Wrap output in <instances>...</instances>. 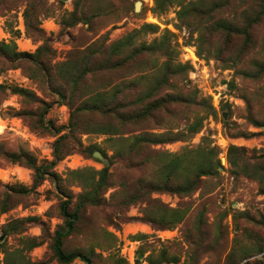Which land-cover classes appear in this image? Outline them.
<instances>
[{
  "label": "rangeland",
  "instance_id": "obj_1",
  "mask_svg": "<svg viewBox=\"0 0 264 264\" xmlns=\"http://www.w3.org/2000/svg\"><path fill=\"white\" fill-rule=\"evenodd\" d=\"M29 1L31 7L32 3L39 0H0V42L14 41L17 51L28 53L35 52L42 45L49 52L46 56L52 64L86 53L91 48H99L100 45L107 46L145 23L156 24L158 29L153 33H141L136 39L137 43H149L152 39L161 37L165 30L173 33L171 45L175 61L187 63L191 68L187 76L179 74L173 78L174 88L166 91L176 89L188 98H193L195 94L200 104L177 107L171 127H175L174 131H177L184 129L187 122L197 120H202V126L195 135L155 148L179 153L201 144L202 137L208 136L210 147L215 146L218 150L217 157L222 165L218 168L219 174L203 177L198 188L190 195H154L170 207L188 208L185 218L173 228L158 230L139 220L142 216L140 204L123 212L114 203L90 211L88 218L91 224L109 233V239L114 238L115 245L110 250L102 251V255L106 257L112 253L125 259L126 264H148L146 257L150 253L156 257L163 250L169 256V260L163 264H184L191 255L196 256L197 264H224L225 256L237 239L236 243L247 245L251 250H247L249 256L238 264H264V249L256 252L258 246L264 245H256L264 242V226L259 223L264 220V194L259 190L260 183L243 175H233L226 160L230 145L244 148L249 157H260L264 153V75L255 74L256 62H264V6H260L264 0H233L222 11V16L232 19L239 26L243 25L247 17L262 12L260 21L253 25L250 45L243 50L236 65L227 68L223 67L228 63L227 59L240 56L237 51L242 45V38L234 37L226 45L219 41L223 38L221 34H207L211 38L207 40L204 49L209 48L211 51L199 56L195 40L197 33L192 27L182 25L177 20V5H171L165 12L156 14L152 11L153 0H45L46 14L36 16L29 7ZM77 1L80 3L77 10L79 18L74 23L70 12ZM137 1L141 2L139 11L134 10ZM220 15L219 12L214 14L215 17ZM36 19V25L42 32L40 40L28 33L26 26L28 21L36 22ZM223 48V53L220 54ZM193 54L197 60L193 58ZM148 58L147 54L143 57ZM163 60L161 56L148 60L151 67H146L145 72L160 66ZM3 64L0 57V151L25 150L37 164L47 163L53 159L55 140L69 129L68 101L61 98L56 87L50 86L39 74L37 80L29 76L35 74L33 65L26 63L25 66H20L18 60L13 63L14 67L6 68ZM137 70L141 69L135 71ZM107 76L105 74L103 79ZM120 76L121 71L112 72L109 78L116 81ZM12 87L32 91L45 104L28 101L13 93ZM65 89L66 94H69L67 85ZM208 103L215 114L208 113ZM48 104L50 108L44 115V121H51L52 127H63L59 134H55L51 127L44 130L31 128L36 118L34 113L42 112ZM222 110L226 113L225 118ZM253 118L261 126H255ZM76 136L84 147L96 144L107 155L112 154L104 140L105 135L77 133ZM96 159L98 158L94 156L90 158L80 152H72L61 159L54 170L64 177L68 169L84 166L100 169L107 163V160L105 163ZM110 169L115 183L122 179L133 180L143 173L142 169L130 168L123 161L116 162ZM32 183V169L12 163L0 154V209L5 203L11 205L5 212H0V237L5 238V244L10 249L22 247L24 237H38L42 243L26 252V261L29 264H59L49 252L48 236L62 223L58 208L60 197L48 178L34 188ZM68 188L73 193L80 190L76 186ZM22 190L23 193L20 192ZM112 190L114 189L106 193L107 197ZM32 216L37 219L26 220L23 232L8 236L1 232L5 223ZM111 222H116L117 225L110 224ZM135 235L138 237L134 238ZM86 239L83 234L77 233L68 237L66 246L84 247ZM138 254L141 256L138 257ZM2 256L0 254V264H3ZM70 264H80V261ZM97 264H106V261L101 260Z\"/></svg>",
  "mask_w": 264,
  "mask_h": 264
},
{
  "label": "trees",
  "instance_id": "obj_2",
  "mask_svg": "<svg viewBox=\"0 0 264 264\" xmlns=\"http://www.w3.org/2000/svg\"><path fill=\"white\" fill-rule=\"evenodd\" d=\"M232 1L153 0L152 11L159 14L165 12L169 6L177 5L179 7L176 12L177 20L182 25L192 27L197 33L195 40L199 56L211 51L209 48L204 49L207 40L211 38L207 34H221L223 38L219 41L222 44H228L231 39L240 36L242 45L237 51L240 56L227 59L228 63L223 66L227 68L235 66L243 50L250 45L253 25L260 21L262 15V12H257L255 16L247 17L243 25L239 26L232 19L222 16V11ZM260 6H264V1ZM79 7L80 3L74 2L73 11L70 12V18L74 23L79 18L77 15ZM30 8L36 16L46 14L47 10L45 0L32 3ZM217 12L221 15L215 17L214 14ZM36 23L37 19L36 22L28 21L27 31L40 40L42 32ZM157 29L156 24L145 23L107 46L91 48L86 53L73 55L65 61L54 64L47 59L46 55L49 52L42 45L38 46L35 52L28 53L17 51L14 41L0 42V57L6 68L14 67L13 63L16 60L20 66H25L26 63L33 65L35 74L29 76L37 80L39 74L50 86L56 87V92L61 98L68 101L69 129L55 140L51 161L37 164L25 150L0 151L6 160L32 169V188L37 187L46 178L53 182L60 197L58 208L62 223L56 226L51 236H48V247L51 257L59 264H70L76 260L80 261V264H97L101 260L106 261V264H126L125 259L112 253L106 257L102 255V251L110 250L115 245L114 238L109 239V233L92 225L88 213L111 203L116 204L120 212L140 204L142 216L139 220L158 230L173 228L185 218L188 208L170 207L154 195L161 193L181 197L190 195L198 188L203 177L218 175V168L222 167L217 157L218 150L215 146L210 147L211 141L208 136L202 137L201 144L179 153L155 148L195 135L202 126V120H197L187 122L184 129L177 131H174L175 127H171L177 107L200 103L195 94L193 98H188L176 89L171 92L166 91L168 88H174L173 78L179 74L187 76L191 68L187 63L175 61V52L171 45L173 33L165 30L161 37L154 38L149 43L136 42L141 33H153ZM223 50L224 48L219 53L222 54ZM146 54L149 58L143 59ZM160 56L164 58L161 65L145 72L146 67H151L147 61ZM138 68L141 70L135 71ZM118 71H121L122 75L119 80L109 78L110 73ZM105 74L108 76L104 80ZM255 74L264 75V62H256ZM89 80L98 83L88 82ZM65 85L69 87V94H66ZM230 86H233V83H230ZM11 91L33 103L45 104L32 91L23 87H12ZM208 106V113L215 114L209 103ZM49 108L50 104L42 112L34 113L36 118L31 128L44 130L51 127L55 134H59L63 131V127H52L51 121H44V115ZM228 112L230 113L229 109ZM17 114L22 113L17 112ZM252 122L255 126H261L255 118ZM77 133L105 135L104 140L112 154L107 155L96 144L84 147L77 138ZM95 151H99L107 160L100 169L91 166L68 169L64 177L54 170L57 163L72 152H80L85 157L91 158ZM226 160L233 175H243L258 180L259 190L264 194V153L260 157H249L244 148L230 145ZM119 161L127 162L130 168L142 169L143 173L133 180L122 179L115 183L110 168ZM69 186H76L80 190L73 193ZM110 189L114 190L107 197L106 193ZM20 192L23 193L24 190ZM10 206L5 203L0 212H5ZM36 219L37 217L32 216L9 221L1 227V232L5 236L21 233L26 229L24 225L26 220ZM259 223L264 226V220ZM110 224L117 225L116 222ZM77 233L87 238L84 247L67 248L68 237ZM137 237L138 235L134 236ZM236 241L237 239L225 256L224 264H238L249 256L247 252L249 246ZM41 243L38 237H24L21 241L22 247L10 249L3 238L2 241L0 240L3 264H29L26 261V252ZM260 243L264 242H258L256 245ZM263 247V244L258 246L256 252L262 251ZM139 251L144 252L142 249ZM168 260L169 256L163 250L159 251L156 257L152 253L146 257L148 264H163ZM184 264H197L196 256L191 255Z\"/></svg>",
  "mask_w": 264,
  "mask_h": 264
},
{
  "label": "water",
  "instance_id": "obj_3",
  "mask_svg": "<svg viewBox=\"0 0 264 264\" xmlns=\"http://www.w3.org/2000/svg\"><path fill=\"white\" fill-rule=\"evenodd\" d=\"M140 4H141L140 1H137L135 3V6H134V10L135 11H139L140 10ZM223 117L224 118L226 117V113L225 112H223ZM93 156L97 157L98 159H100L101 161L106 163V159L102 156V154L99 151L93 152ZM2 239H3V236L0 237V240H2ZM140 256H141V254H138V257H140Z\"/></svg>",
  "mask_w": 264,
  "mask_h": 264
},
{
  "label": "built area",
  "instance_id": "obj_4",
  "mask_svg": "<svg viewBox=\"0 0 264 264\" xmlns=\"http://www.w3.org/2000/svg\"><path fill=\"white\" fill-rule=\"evenodd\" d=\"M192 53H193V52H191V54H192ZM193 58L196 59V60L198 59V58L196 57L195 54H193ZM214 105H215V104H214ZM215 106H216V105H215ZM0 260H1V259H0Z\"/></svg>",
  "mask_w": 264,
  "mask_h": 264
}]
</instances>
